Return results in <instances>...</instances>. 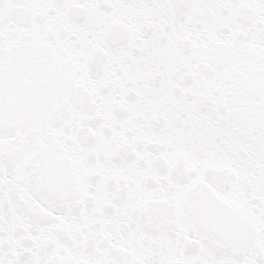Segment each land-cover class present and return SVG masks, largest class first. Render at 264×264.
I'll return each instance as SVG.
<instances>
[{"label":"snow or ice","instance_id":"1","mask_svg":"<svg viewBox=\"0 0 264 264\" xmlns=\"http://www.w3.org/2000/svg\"><path fill=\"white\" fill-rule=\"evenodd\" d=\"M0 264H264V0H0Z\"/></svg>","mask_w":264,"mask_h":264}]
</instances>
